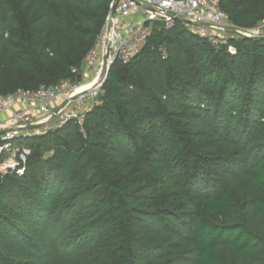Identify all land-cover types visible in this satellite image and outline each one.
<instances>
[{
	"label": "trees",
	"instance_id": "1",
	"mask_svg": "<svg viewBox=\"0 0 264 264\" xmlns=\"http://www.w3.org/2000/svg\"><path fill=\"white\" fill-rule=\"evenodd\" d=\"M113 1L0 0V94L72 78ZM219 3L264 20V0ZM82 128L11 141L30 153L0 173V264H264V39L154 22Z\"/></svg>",
	"mask_w": 264,
	"mask_h": 264
},
{
	"label": "built area",
	"instance_id": "2",
	"mask_svg": "<svg viewBox=\"0 0 264 264\" xmlns=\"http://www.w3.org/2000/svg\"><path fill=\"white\" fill-rule=\"evenodd\" d=\"M110 9L94 46L81 65L72 68V78L52 85L41 84L34 90L0 94V131H4L0 134V156H3L0 173L23 172L30 149L25 145L13 146L11 141L35 134L32 132L35 130L26 129L28 124L51 120L52 127H57L74 120L83 131L85 115L105 80L101 75L104 56L108 68L115 60L129 62L145 45L154 22L170 28L179 20L175 16H180L193 32L208 38L214 45L224 44L233 37H264V20L250 29L239 28L230 22L219 0H114ZM228 50L233 53L235 48L228 45ZM62 103L64 105L52 117Z\"/></svg>",
	"mask_w": 264,
	"mask_h": 264
},
{
	"label": "water",
	"instance_id": "3",
	"mask_svg": "<svg viewBox=\"0 0 264 264\" xmlns=\"http://www.w3.org/2000/svg\"><path fill=\"white\" fill-rule=\"evenodd\" d=\"M112 9V8H111ZM110 9V10H111ZM171 16H173V14H171V13H169ZM177 19H179V20H184L183 18H181L180 16H175ZM232 32L233 33H235V34H237V35H240V36H243V34H241V33H238V32H236V31H233L232 30ZM259 39H264V37H261V38H259ZM108 70H109V68L107 67V63H106V57L104 56V58H103V67H102V72H101V75L103 76V77H107V74H108ZM64 105V103H62L56 110H55V112L53 113V115H52V117H55V115H56V113L58 112V110L62 107ZM51 120H49V121H47V122H43V123H39V124H28L27 126H26V129L27 130H36V129H39V128H41V127H43V126H45V125H47L49 122H50ZM4 131H0V134L1 133H3Z\"/></svg>",
	"mask_w": 264,
	"mask_h": 264
},
{
	"label": "rangeland",
	"instance_id": "4",
	"mask_svg": "<svg viewBox=\"0 0 264 264\" xmlns=\"http://www.w3.org/2000/svg\"><path fill=\"white\" fill-rule=\"evenodd\" d=\"M52 126H53V123H49V124L39 128V129H36L35 131H32V132L35 133V134H41V133L45 132L48 128H50ZM15 146H17V145H15Z\"/></svg>",
	"mask_w": 264,
	"mask_h": 264
}]
</instances>
